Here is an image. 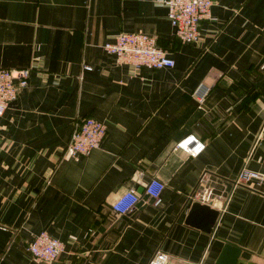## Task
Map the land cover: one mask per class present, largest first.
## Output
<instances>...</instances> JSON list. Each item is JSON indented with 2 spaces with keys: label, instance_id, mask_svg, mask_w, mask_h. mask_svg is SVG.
Instances as JSON below:
<instances>
[{
  "label": "crops",
  "instance_id": "1",
  "mask_svg": "<svg viewBox=\"0 0 264 264\" xmlns=\"http://www.w3.org/2000/svg\"><path fill=\"white\" fill-rule=\"evenodd\" d=\"M199 29L180 42L165 0H0V66L30 67L0 114V264H148L157 249L216 264L226 241L235 264H264V0H213ZM122 30L156 36L174 64L118 63L103 44ZM88 115L106 124L99 145L65 155ZM190 133L196 155L176 145ZM242 169L261 178L230 184ZM129 188L141 196L118 213ZM194 201L218 210L209 231L188 221ZM42 230L63 243L54 262L26 249Z\"/></svg>",
  "mask_w": 264,
  "mask_h": 264
},
{
  "label": "built area",
  "instance_id": "2",
  "mask_svg": "<svg viewBox=\"0 0 264 264\" xmlns=\"http://www.w3.org/2000/svg\"><path fill=\"white\" fill-rule=\"evenodd\" d=\"M167 16L173 26L174 35L182 43L196 42L200 37L199 23L210 16L213 0H165ZM104 49L115 56L118 63L131 64L134 67L150 66L159 68L174 64V59L157 42L156 36L141 30L120 31L110 41L103 44ZM86 68L90 66L86 65ZM30 67L0 66V114L4 112L9 102L18 91L27 84ZM208 86L199 84L193 95L202 101L208 92ZM106 131L103 120L94 116H81L74 121L70 136L64 147V154L69 157L86 155L97 147ZM190 155L198 154L204 148V141L193 133L183 136L176 143ZM251 178H261L253 171L242 169L235 183L245 182ZM164 187V182L151 176L143 186V193L157 201ZM141 193L135 188L121 192L112 202V208L118 213H125L139 200ZM203 199L210 197V192H194ZM26 249L36 259L46 262L56 261L63 250V243L48 232L42 230L35 233L27 242ZM148 264H170L165 251L157 249Z\"/></svg>",
  "mask_w": 264,
  "mask_h": 264
},
{
  "label": "water",
  "instance_id": "3",
  "mask_svg": "<svg viewBox=\"0 0 264 264\" xmlns=\"http://www.w3.org/2000/svg\"><path fill=\"white\" fill-rule=\"evenodd\" d=\"M234 182H229L230 184ZM218 215V210L211 208L209 203H201L200 201H194L189 209L187 219L190 222L196 221L197 217L202 218L203 229L209 231L215 223L216 217ZM240 248L226 241L216 264H235Z\"/></svg>",
  "mask_w": 264,
  "mask_h": 264
}]
</instances>
